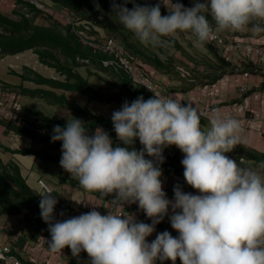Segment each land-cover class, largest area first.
Instances as JSON below:
<instances>
[{
  "label": "clouds",
  "instance_id": "clouds-1",
  "mask_svg": "<svg viewBox=\"0 0 264 264\" xmlns=\"http://www.w3.org/2000/svg\"><path fill=\"white\" fill-rule=\"evenodd\" d=\"M127 3L113 0L115 17L145 45H162L164 38L187 32L202 46L215 30L240 31L250 24L253 33L264 32V0H193L191 7L171 0L164 16L159 2L142 6L133 0L131 10ZM111 120L120 142L115 145L108 132L90 133L72 116L64 127L53 128L51 142L61 143V168L81 189L113 198L106 215L93 206L56 221L57 196L51 190L40 195L51 253L66 247L74 257L86 252L90 264H264V162L243 167L230 157L241 142L239 119L214 109L204 128L191 103L155 93L126 101ZM172 146L183 153L184 180L195 193L176 185L170 200L161 165L164 149ZM127 204H137L151 223L115 211ZM166 217L178 235L165 230L149 242Z\"/></svg>",
  "mask_w": 264,
  "mask_h": 264
},
{
  "label": "crops",
  "instance_id": "crops-1",
  "mask_svg": "<svg viewBox=\"0 0 264 264\" xmlns=\"http://www.w3.org/2000/svg\"><path fill=\"white\" fill-rule=\"evenodd\" d=\"M42 1L46 2L49 8L51 7L53 10H55V12H48L51 13V15H54L56 20L61 21L64 24L62 17L59 18L56 15L59 10L63 11L64 8L60 5L50 3L48 0ZM145 1L154 5L158 3V0ZM173 2H176V0H173ZM179 2L183 5L186 3V6L184 5L185 7H191L193 5L192 0H179ZM167 7L169 10H171V0H163L161 5V13H168ZM0 14L16 22L20 21L22 17H25L33 24L44 27L49 25L47 20L36 16V14L31 11L30 8H28L23 3H17L16 0H0ZM261 24L264 26V22H261ZM251 27L252 25L250 24L248 27L240 31H218L225 33L226 35L248 37L251 38L255 44L264 46V32L253 33L251 31ZM0 33H3L1 28ZM164 39L168 41V43H165V46L174 45L170 51H174V55H172L174 57L173 60L175 61L174 64L178 65L180 73H175L176 75H172L168 72V67L163 68L164 70L162 71H157L156 68L150 67V60L143 59L145 62H147L145 63L147 66H144L146 67V71L149 70V72H151V78L153 74H159V77L155 80L163 83L160 88L163 87L161 89L164 90L168 96L174 95L175 98L180 101L193 104L198 112L205 109L211 111L214 109H220L221 114H224L225 112H231L235 118L242 122L243 131L241 133L240 143L247 148L259 152L260 154H264V62L256 58L242 59L243 61L237 64L231 63L233 67L229 68L230 70H221V68L215 65L216 50L208 49V44H206V47L203 45H198L195 40L192 39L190 34L186 32H178L173 36ZM30 54L33 56V52L27 50L17 55L0 58V88L5 89V86H22L23 88L35 89V84L30 80L33 78L27 77L26 75H19V72H21L19 69L23 67L21 62V67L19 63H15L17 60L20 61L24 60L25 58L27 59ZM162 56L165 57V61L172 60L171 53H162ZM248 65L257 66V72H245L244 67ZM36 67L39 68L38 65H35V67L33 66L31 70H37ZM217 77L219 78L216 82H214L213 80ZM237 77L241 79L243 84L247 85L249 91L246 94H241L239 88L234 85V79ZM6 90H8L12 96L10 105L12 102L19 104L20 113L23 117L27 118L29 115H32L33 112L41 113L40 111L36 110L41 106L39 102L40 100L38 98H32L21 94L17 89ZM209 93H213V96H211ZM8 111L9 110L0 112V160L4 165H9V163H12L14 166H16L31 190L39 194V199H41L40 195H43V193L38 186V181H46V178L49 180L48 182L54 186V193L57 196L56 198L58 200V204L56 207L63 208L66 212H68V216L66 218H54V220L59 221L69 219L74 216H79L83 213L91 211L93 206L97 207L95 210L99 211L102 215H106L108 209L112 210L108 203V201L113 198L112 195L101 197L100 193L89 192L81 189L78 185V182L71 177V174L67 173L66 171L65 173H62V169L60 171L57 168L55 170L48 169L46 166L47 163H44L43 161L42 162L44 166H40V164L36 163V158H34L28 169L30 171L35 170V174H29L28 172H25V169H27L25 166L27 165L24 162V158H27V156L10 151L18 149L20 150V148L17 146H22V148L26 146V149H30V146L28 145L29 138L15 135L12 131L6 128V125L2 121H4L6 124L9 123V119L7 117ZM250 112H255V114L258 116V119L254 121V123L247 122V119L252 117ZM208 122L209 123L207 125L210 127V119H208ZM13 135L17 137L13 139ZM8 149L10 151H6ZM166 149H169L172 152L173 150H178L179 153L183 155V153L175 146L165 148L164 150ZM3 154H9L15 158L7 159L9 161L5 162L2 158ZM246 164L249 165L252 163ZM241 166L247 165H245V162H242ZM181 173L183 174V171H181L180 174ZM178 176L179 175H175V177ZM167 178V176L163 175L161 179L163 183V190L166 192L167 197L170 200L173 199V188L176 185H180L185 192L195 193V190L188 186L186 181L181 180L179 183L175 181V183L172 184L173 186H171ZM30 180L35 182L33 187L31 186ZM171 181L174 182V179ZM167 182L169 185H167ZM39 190L40 192H38ZM69 204L73 209H70ZM70 211L73 212L71 213ZM115 211L118 213L123 212L128 216L132 215L137 221L151 223V220L143 215V211L139 209L137 204H127L125 207H120ZM14 223L15 225H13ZM165 230L171 232V234L178 235L171 228L166 217L163 222L156 226V232H154L152 236L148 238L149 242L155 239L156 233L163 232ZM32 235L34 234H31L30 232L26 231V229H24L23 222L19 221V219L0 216V242L3 244H9L13 249H15V252L20 259L36 260L40 258L47 260L52 264H90V258L86 252H81L79 257H74L70 248L66 247L61 252L51 253L48 248V244H46L45 247H39L36 244V241L39 238H45L48 242L51 239L50 236L36 237ZM165 264H171V261H166ZM176 264H181V262L177 260Z\"/></svg>",
  "mask_w": 264,
  "mask_h": 264
},
{
  "label": "trees",
  "instance_id": "trees-1",
  "mask_svg": "<svg viewBox=\"0 0 264 264\" xmlns=\"http://www.w3.org/2000/svg\"><path fill=\"white\" fill-rule=\"evenodd\" d=\"M48 1L63 7L64 9L62 12L69 14V17L75 24L86 22V26H92V23H94L98 24L100 28H104L106 33H119L123 35V33L120 32V29L123 30L122 28L119 29L117 26L115 29L112 28L111 22L117 21L118 18L115 17V13L109 6L108 0H94L99 2L100 9H97L94 6L92 0ZM16 2L23 3L29 7L31 11L36 14V16L47 20L49 25L45 27L36 25L31 23L25 17H22L20 21L16 22L0 14V28L3 32L0 33V58L17 55L24 51L30 50L35 55H37L39 61L43 65L54 69L57 73L63 75L65 80L56 81L36 75L34 82L37 84V86L49 87L52 91L45 90L42 87H38L37 89H26L22 86H5V89H17L21 94L30 96L32 98L46 99L49 104L53 105L57 104L59 106H64L66 104V106H68L74 111V113L77 114L80 120L85 122V125L90 133L95 132L96 128H102L109 133L114 145L120 143L116 137V133L113 130L111 118H104L101 115L99 116L93 114L88 109L78 107L76 103H70L66 100L64 94L58 95L55 93V90L77 93L87 97V99L90 101H100L104 103L115 101L120 103V105H123L126 101L130 103L139 96H143L145 100L153 98L152 94L147 91L145 87L133 83L130 77L121 68L104 67L102 62L108 60L109 57L95 50L88 44H85L78 36H76L72 25L63 24V22L56 20L54 15L39 10L29 2L22 0H16ZM128 3H131L127 4L128 8H132L133 0H129ZM184 5L186 6V3H184ZM162 14L167 15L168 13L164 12ZM209 19L210 23L214 25L215 22H213L211 18ZM77 28L79 30H83L82 25L78 26ZM93 34L96 35L97 41L102 40L98 33L93 31ZM206 44H208V49L216 50L215 65L217 67L221 68V70H228L229 68L233 67L231 63L226 62L219 56L215 47L209 43ZM125 51L131 55L126 49ZM60 58L67 60L68 63L63 62L60 60ZM79 60H87L89 64L96 67L94 73H92L91 70L87 71L90 74H94V76L97 78H99V73L97 72H112L114 76L120 81L122 88H124V90L128 93L125 101L119 102L121 99L120 94H106L101 90L93 88L88 80L81 77L80 74L74 70L78 66L79 62L77 61ZM256 67L257 66L248 65L244 67V70L248 73H256L258 70ZM219 77L215 78L213 81L216 82ZM34 116L36 121L40 122L37 128L35 127L34 122L32 124L25 121L18 124H6L4 121L2 122L6 125L8 130L17 135L29 138L32 140L33 144H38L39 142L43 141V143L50 144L52 148L61 151L60 142L52 143L51 135H42L38 132L42 130L51 131L56 125L64 127L67 122L61 121L57 117H46L41 113H35ZM208 123L209 122L207 119L201 117V126H208ZM134 147L137 150L142 148L139 140L135 142ZM6 151L10 150L8 149ZM10 152L18 153L23 156L32 155L37 158V160L40 159L44 163H59L61 159V154L51 155L34 148L25 150L23 149L22 151L14 150ZM163 155L165 159H167L161 165L164 176H174L180 174L181 171H184L181 164L183 155H181L178 150H173L171 156H168L164 153ZM229 155L240 165L242 162H245L252 163L258 167L261 162H264V154H260L253 149L247 148L241 143L237 144L233 151L229 153ZM53 195H55V193H53ZM39 202V194L31 190V188L26 183V180L21 176L19 169L12 163H9V165H4L0 160V216L19 219V221L23 222L24 229H26V231L30 232L31 234H34L32 236H50L48 224L43 221L40 215ZM143 215L145 216V214ZM172 235L176 236L175 234Z\"/></svg>",
  "mask_w": 264,
  "mask_h": 264
},
{
  "label": "rangeland",
  "instance_id": "rangeland-1",
  "mask_svg": "<svg viewBox=\"0 0 264 264\" xmlns=\"http://www.w3.org/2000/svg\"><path fill=\"white\" fill-rule=\"evenodd\" d=\"M41 2H43V1H41ZM92 2H93L94 6L96 8L99 6L98 9H100L99 2L94 1V0H92ZM135 2L140 4V5H143V6H145V5L154 6V4L147 3L145 0H135ZM158 2L162 5L163 0H162V2H161V0H158ZM43 3L45 5H47L46 2H43ZM127 4H131V3H127ZM47 9L48 10L44 11V12H46L48 14H51V13H49L50 11L55 12V10H53L51 7L50 8L48 7ZM129 9L131 10L132 8H129ZM60 11H62V10H59V12L56 13L57 17H59V18L61 17V15H58V13H60ZM162 16H164V15L162 14ZM114 20H116V19H114ZM64 21H65L64 24H67V21L66 20H64ZM84 23H86V22H81V23H79V25H83ZM111 23H112V28L113 29H115L116 26L119 29L122 28L123 30L120 29V32L123 33V35H121L119 33H116V34H114V33L113 34L106 33L104 28H102V27L100 28L98 26V24L92 23V26H88L90 28V31H89L90 33L88 34L89 35L88 37L96 36V35L93 34V31H94L95 33H98L100 35L99 37L101 39L104 38V37H112V38H114L121 47L126 49L131 55H133V56H135L137 58L136 61L138 63V66L143 70V72L148 73L150 76H151V72H149V70L145 71V69H146L145 66H147L145 63H147V62H145L143 59L150 60L151 61L150 67L156 68L157 71H162V70H164L163 68L168 67L169 69H167V70H168V72L170 74L176 75L175 73H177V74L180 73L178 65L174 64L175 61L173 60L174 57L172 56V55H174V53H173L174 51L173 50L170 51L171 48H173L174 45L165 46V44H162V45L152 46V45L142 44L132 32L128 31L126 28H124L120 24L119 20L113 21ZM114 24H115V26H114ZM188 34H190V33H188ZM190 36L192 37V39L195 40V37L192 34H190ZM166 43H168V41ZM203 46L206 47V43H204ZM162 53L163 54L171 53V56H172L171 59L172 60L165 61V57L162 56ZM25 59L24 60H20V61L19 60L15 61V63H19L20 64V62H21V64L23 65V67L21 69H19L21 71V72H19L20 73L19 75H26L27 77L33 78V79H30V80L33 81V83L35 84L34 85L35 89H37L38 86L34 82V79H35L36 75H38V74L42 75L44 78L53 79V80H56V81L57 80L58 81H64L65 80V77L63 75H60L59 73H57L53 69H50L48 67L43 66V64L38 60L37 56H35L34 53H33V56H32V54H30L29 57L26 60ZM60 60H62L63 62H67L68 63L67 60H64L62 58H60ZM159 60H160V62H159ZM77 62H79V64L74 70L76 72H78L81 77H83L84 79L88 80L93 88L101 90V91H103L106 94H110V93L111 94L112 93L113 94H120L121 95V99H120L119 102L125 101V98L128 96V93L124 90V88H122L120 81L114 76V74L112 72H109V71L97 72V73H99V78H97L96 76H94V74H90L87 71V70H91V72L94 73L96 67H94L91 64H89V62H84L82 60L77 61ZM9 63H11V62H9ZM21 64H20V67L22 66ZM178 64H180V63H178ZM35 65H38L39 68L36 67L37 70H33L32 71L31 69L33 68V66L35 67ZM168 65H170L172 67H170ZM169 70H171V71H169ZM158 75L153 74L152 78L148 77L150 83L152 85H154L155 87H160L161 85H163V83H161L160 81L158 82V80H155L156 78L159 77ZM39 87H42L45 90L52 91L49 87H45V86H39ZM161 88H163V87H161ZM26 89H31V88H26ZM55 93H57L58 95L59 94H64V96H65V98H66V100L68 102L76 103L78 107H81L83 109H88V110L91 111V113L99 115V116L101 115L104 118H111V115H112L113 111L119 110L122 107V105H120V103H117L115 101H112V102H109V103H104V102H100V101H97V102L96 101H90V100L87 99V97L79 95L77 93L64 92L62 90H55ZM38 99L40 100L39 102H40L41 106L39 107V109L37 108L36 110L40 111L41 114H43L46 117H49V118L57 117L61 121H65V122H67V119H70L71 116L75 117V118H78L77 114L74 113V111L72 109H70L68 106H66V104L64 106H59L57 104L53 105V104H49V102H47L46 99H41V98H38ZM35 113L36 112H33V115ZM14 120H9L8 122L9 123H16V124L21 123L23 121L30 122L29 121L30 119L28 120L25 117L20 118L19 116H17L15 121ZM33 122H34L36 128L40 124V122L36 121V119L33 120ZM33 122H30V124H32ZM208 127L209 126H205L204 128H208ZM52 131L53 130H51V131L42 130V132H38V133L42 134V135H49L50 136V135H52ZM15 135H17V134H15ZM15 135H13V139H15L17 137ZM28 145L30 146V148H34V149L39 150V151L41 150V151H44V152H46L48 154H51V155L61 154L60 150L52 148V146L50 144L43 143V141L39 142L38 144H33L32 140L29 139V144ZM17 147L20 148V150L18 149L19 151H22L23 149L24 150L26 149L25 148L26 146H24V148H22V146H20V147L17 146ZM14 148H16V147H14ZM2 158H3V160L5 162H7V161H9L7 159H14L15 157L11 156L9 154H3ZM34 158L35 157L32 156V155L27 156V158H24V162L27 165V166H25L27 168V169H25V172H28L29 174H31V173L35 174V170H31L30 171L28 169V167L30 166V164L32 163V160ZM36 160H37V158H36ZM36 163L40 164V166L41 165L44 166L43 162L40 159H38L36 161ZM245 165H247V166H243V167H251V168L254 167V168H257L254 164H249L248 165V164L245 163ZM251 165H253V166H251ZM46 166L48 167V169H54L55 170L57 168V169H59V171L62 169L61 166H60V163L49 162V163L46 164ZM37 171H38V168H37ZM62 173H65L64 169H62ZM178 175L180 177L179 176L175 177V175L174 176H167L168 177L167 180L169 181L171 186H173L172 184L175 183V181H177L178 183L181 180L185 181L182 173L178 174ZM173 179H174V182L171 181ZM45 180L47 181V182L44 181L45 184H47L48 186L51 187L52 190H54V186L51 183L48 182L49 180L47 178ZM30 181H31V186L33 187L35 182L32 181V180H30ZM169 183L167 182V185H169ZM38 192H40V190ZM69 207H70V204H69ZM71 207H70V209H73ZM13 225H15V223Z\"/></svg>",
  "mask_w": 264,
  "mask_h": 264
},
{
  "label": "built area",
  "instance_id": "built-area-1",
  "mask_svg": "<svg viewBox=\"0 0 264 264\" xmlns=\"http://www.w3.org/2000/svg\"><path fill=\"white\" fill-rule=\"evenodd\" d=\"M22 1H26L33 4L39 10L42 11L48 10L47 9L48 6L45 5L43 2H41L40 0H22ZM115 2L117 4H122L124 0H115ZM108 4L112 8L113 0H108ZM58 15H61L63 21L66 20L67 24L72 25L76 36H78L85 44H88L89 46L93 47L95 50L109 57L108 60L102 62V65L104 67L121 68L130 77L133 83L145 87L147 91H149L152 94L153 97L155 93L163 96H168L165 93V91L162 90L160 87H155L150 83L148 77L151 76L148 73L143 72V70L138 66V63L136 61L137 58L129 55L126 51H124L125 49L121 47L114 38L104 37L102 38V40L97 41L96 36L88 37L90 28L86 26L87 25L86 23L82 25L83 30H79L77 27L81 25L75 24L73 20L69 17V14L60 11ZM213 27L215 28V25H213ZM207 43L215 47L218 51L219 56L223 58L226 62L237 64L243 61L242 59H250V58H256L264 62V46L255 44L251 38L226 35L225 33H221L218 30H215L213 37L209 39ZM84 62H88V61L84 60ZM234 81H235L234 85L239 88L241 94H246L249 91L247 85L243 84L241 82V79L237 77L234 79ZM210 95L213 96V93H211ZM11 97H12L11 93L8 90L0 88V112L9 110L7 115L9 120H14V119L16 120L17 116L23 118V116H21L20 113L19 104H17L16 102H12L10 105ZM184 103L186 104L189 102H184ZM211 112L213 111L205 109L200 111L199 113L202 118L208 120L212 115ZM250 114L252 115V117L248 118L247 122L254 123V121L258 119V116L255 114V112H250ZM223 115L234 117V115L231 112H225ZM29 117H27V119L28 120L30 119L29 120L30 122H33V120H35V116L33 114L29 115ZM172 153L173 152L169 149L164 150V154L168 156H171ZM38 186L40 187L43 194H45L46 190H51V194L54 193V190H52L50 186L45 184L43 180L38 181ZM70 212L72 213L73 211ZM61 213H63V216H61ZM67 213L68 212H66L63 208L56 207V209L54 210V215H55L54 218H66L68 216ZM120 214L125 215L123 212H120ZM36 244L39 247H45L47 241L45 238H39L37 239ZM0 264H52V263L40 258L36 260L20 259L17 253L15 252V249H13L9 244H3L0 242Z\"/></svg>",
  "mask_w": 264,
  "mask_h": 264
}]
</instances>
